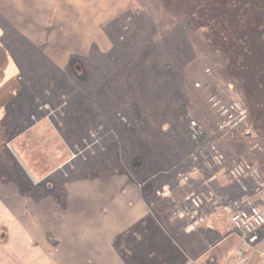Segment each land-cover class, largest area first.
Listing matches in <instances>:
<instances>
[{
    "label": "rangeland",
    "instance_id": "rangeland-1",
    "mask_svg": "<svg viewBox=\"0 0 264 264\" xmlns=\"http://www.w3.org/2000/svg\"><path fill=\"white\" fill-rule=\"evenodd\" d=\"M13 1L25 5V0ZM168 1L172 3L74 0V5L82 8L68 5L74 15L59 18L65 31L53 34V50L63 63L53 62L44 42L33 50V56L23 54L33 64L28 63L17 74L22 87L21 97H17L19 114L11 116L8 111L9 120L2 128L0 190L10 180L63 203L66 183L94 181L97 183L90 184V190L103 187V197L105 187L116 186L119 192L131 195L137 186L143 198L153 202L158 197L154 194L168 187L172 198L180 201L175 205L177 215L187 193L201 195L194 190L198 178L205 180L214 173L205 166L209 144L223 154L226 165L246 162L264 176V56L261 61L256 58L261 53L247 36L249 17L257 13L264 21V0H249L245 5L243 0H200L201 14H215L220 19L224 8L227 32L223 27L217 32L222 37L232 31L236 47L229 51L211 48L215 35L201 28L206 23L201 21L203 14L201 19L196 14L190 19L186 15L192 13L190 4ZM24 5L17 8L20 14ZM31 8L34 6L28 7V13ZM7 19L9 30L21 28L14 25L15 18ZM211 23L220 27L219 20ZM236 25L245 35L236 32ZM9 35L7 44L24 41L20 30ZM85 43L90 44L89 53L80 45ZM213 97L225 104L240 102L247 111L245 122L228 132L220 131L217 124L221 118L210 102ZM192 120L206 137L200 146L189 136ZM136 162L138 167L133 166ZM178 175H190L191 179L181 185ZM235 199L234 195L221 203ZM154 212L158 214L156 209ZM25 216L30 217L28 209ZM123 225L112 245L116 242L119 256L130 264L132 251L144 258L146 247L157 242L152 233L157 236L162 230L155 222L135 227L128 226L127 220ZM29 227L27 241L35 238L33 224ZM139 229H150V236H138ZM6 241L1 229L0 264H28L21 256L16 255L18 261L5 254L2 247ZM30 258L35 262L32 255ZM46 258L52 259L50 252ZM72 262L81 264V254Z\"/></svg>",
    "mask_w": 264,
    "mask_h": 264
},
{
    "label": "crops",
    "instance_id": "crops-1",
    "mask_svg": "<svg viewBox=\"0 0 264 264\" xmlns=\"http://www.w3.org/2000/svg\"><path fill=\"white\" fill-rule=\"evenodd\" d=\"M23 5H15L13 0H0V138L4 134V122L9 120L6 117L7 112L12 113L11 116L19 114L17 108L21 104L17 97H21L22 87L17 82V74L20 70H25L28 63L33 64L26 59V53L33 56V50L43 46L44 42L47 44V55L56 65L62 64L53 50L56 48L53 43L55 41H52L53 34L65 31L60 27L62 20L59 18L65 19L68 14L74 15L69 12L68 5L77 8L74 0H25V10L20 14L17 8ZM31 5L34 8L29 9L28 13L27 9ZM7 17L15 18L14 25L19 24L21 28L9 30L10 26L8 25V29L5 25L9 23ZM51 20L54 22L51 23ZM50 24L53 26L51 29ZM18 30L21 36L24 34L23 43L16 39L7 44L11 39L9 32L18 33ZM80 45L87 48L85 53H89V43ZM12 103L15 105L9 110ZM31 120H34L33 116ZM16 164L31 187L36 188L38 185L33 183V179H30L18 162ZM228 167L225 165L218 169L214 178H198L199 185H196L194 190L199 192L205 201L199 211V217L204 221L194 227L191 226V211L185 213L182 218L174 215L175 205L180 201L172 198L173 191L169 201L167 198L155 197L156 200L152 202L143 198L137 186L131 190V195L119 192L116 186L111 189L105 187L103 197V191L100 190L103 187L90 190V184L97 182H71L65 185L63 204L57 197H45L36 191H27L21 183L7 180L0 190V230H5L7 236L6 244L2 248L6 255H12L18 261L17 256H21L28 264H52V261H55L54 264H74L73 258L80 254L81 264H127L119 256L116 242L112 245V241L119 237L125 226L124 221L128 220V226L135 227L155 222L163 231L157 236L152 233L157 242L155 246L146 247L144 258L132 251L130 264H264V229L258 232L257 250L254 253L245 252L244 257L240 258L237 256L240 249L239 240L228 217L219 211L218 205H222L221 201L233 198L234 195L235 198L241 196L242 185L247 187L249 184V190L253 186L249 177L244 178L240 184L230 181L225 176ZM203 186L207 187L204 191ZM209 194L214 196L213 199L218 205L211 204ZM167 202H170L172 207L167 206ZM26 209L29 210V218L25 216ZM154 209L159 215L155 214ZM28 224H33L35 228V238L28 237L29 241L25 235L27 230H30V227L27 229L30 226ZM149 231L150 229H139L137 235L148 237ZM49 252L52 259L46 258ZM29 255L34 257L35 262L29 259Z\"/></svg>",
    "mask_w": 264,
    "mask_h": 264
},
{
    "label": "built area",
    "instance_id": "built-area-1",
    "mask_svg": "<svg viewBox=\"0 0 264 264\" xmlns=\"http://www.w3.org/2000/svg\"><path fill=\"white\" fill-rule=\"evenodd\" d=\"M211 106L214 108L221 120L217 124V128L221 130H233L243 124L247 118V111L238 101H232L229 104L222 103L213 97ZM189 136L193 140H206L203 136L201 128L195 121H190ZM209 161L205 163L208 169L213 167H221L224 163V157L216 150L214 146H208ZM253 175V171L249 165H236L228 171V176L233 181H240L245 175ZM184 181V179H183ZM163 197H168L169 192L165 189L158 193ZM185 209L192 208L193 221L191 226H197L201 219L196 218V211L202 206V200L194 193H190L184 199ZM224 212L229 216L233 230L235 231L241 249L238 256H243L244 249L255 252L259 244L258 232L264 229V182L258 181L254 187L251 196L243 195L239 200L232 202L224 207Z\"/></svg>",
    "mask_w": 264,
    "mask_h": 264
},
{
    "label": "trees",
    "instance_id": "trees-1",
    "mask_svg": "<svg viewBox=\"0 0 264 264\" xmlns=\"http://www.w3.org/2000/svg\"><path fill=\"white\" fill-rule=\"evenodd\" d=\"M166 1H167L168 4L169 3L170 4L172 3L171 1H168V0H166ZM183 2L184 3H188V4H190L192 6V13H190V14L186 13V15L190 17V19L195 14H196L197 18H200L201 19V16H202L203 13L202 14L200 13L201 7H202L201 6V3H200V0H183ZM199 7H200V9H199ZM215 11H216V9H215ZM203 15H204L202 17L203 20H201V21L203 23H205V22L206 23L203 24V26H201V28H204L205 31H209L211 33H214V35H215V37H213L212 42H211V48H213L214 50H226V51H229L232 48H235L236 47V42L233 39L232 31H229L226 34V36H225V34H223L224 38H223V36L222 37H219L220 35H222V33L217 32V30L221 31V27L225 28V29H223L224 32L225 31L227 32L226 29H227V26L228 25H227V22L225 21L224 8L221 7L220 19L217 18L215 14H213V17H211L210 14L209 15L203 14ZM211 20H219L220 27H217L216 23H211ZM235 28H236V32L240 33V35H245V33H243L244 31H242L241 27H239L238 25H236ZM258 34H259V31H257V29L255 27H253V28L252 27H250V28L248 27L247 36H248L249 40H251L253 43H255V46L260 51V53H261V56L260 57L261 58L259 56H257L256 58H258L261 61V60H263L262 58L264 56V53H263L264 51L262 50L261 45H259V41H257L258 40ZM208 36H210V33H209ZM209 38H211V37H209ZM263 64L264 63H262V65ZM15 115H16V113L14 114V116ZM195 143H196L197 146H200L199 143L201 144V141L200 140H196ZM261 177H262V179H264V176L261 175Z\"/></svg>",
    "mask_w": 264,
    "mask_h": 264
},
{
    "label": "flooded vegetation",
    "instance_id": "flooded-vegetation-1",
    "mask_svg": "<svg viewBox=\"0 0 264 264\" xmlns=\"http://www.w3.org/2000/svg\"><path fill=\"white\" fill-rule=\"evenodd\" d=\"M248 1L249 0H243L241 4L242 5L249 4ZM247 23L248 24L250 23V27L252 28L255 27L257 31H259L258 41H259V45H261V48L264 51V21L262 22L260 16L256 13L251 18L249 17L247 19Z\"/></svg>",
    "mask_w": 264,
    "mask_h": 264
},
{
    "label": "water",
    "instance_id": "water-1",
    "mask_svg": "<svg viewBox=\"0 0 264 264\" xmlns=\"http://www.w3.org/2000/svg\"><path fill=\"white\" fill-rule=\"evenodd\" d=\"M133 166H135V167H138L139 166V164L136 162V163H134V165Z\"/></svg>",
    "mask_w": 264,
    "mask_h": 264
}]
</instances>
